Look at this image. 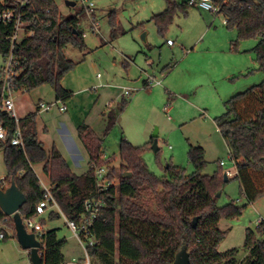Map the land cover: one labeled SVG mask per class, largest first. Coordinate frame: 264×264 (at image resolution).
Listing matches in <instances>:
<instances>
[{
	"label": "trees",
	"instance_id": "16d2710c",
	"mask_svg": "<svg viewBox=\"0 0 264 264\" xmlns=\"http://www.w3.org/2000/svg\"><path fill=\"white\" fill-rule=\"evenodd\" d=\"M5 1L8 3L4 6L11 7L12 0ZM189 1L166 0V8L152 17L160 32L167 30L179 12H187L192 6ZM215 3L219 7L216 14L224 16L227 28L237 30V43L249 38L256 40L253 50L259 68L264 72V0H215ZM82 10L85 12L83 7ZM24 19L30 23L26 34L13 48L15 68L19 72L13 79V90L15 93L30 92L50 84L57 101H69L74 92L66 89L62 80L79 61L69 59L65 49L68 46L86 49L80 19L64 16L55 0H31L25 8ZM110 24L115 38L117 20L114 13ZM13 30L11 23L0 22V53L5 59L11 51ZM1 91L0 80V122L8 129L7 140L0 142L7 169L0 188L6 189L13 180L16 182L27 198L20 209L24 219L38 216L37 206L44 198L35 171L39 164L68 219L80 221L85 212V201L92 197L102 198L105 205L92 227L96 242L88 247L90 264H172L184 245L190 253V264H264V221L259 227L261 235L247 228L242 256L238 247L219 250L231 230V227L223 229L221 221L237 219L249 203L264 196V187L258 188L255 181L259 173L264 175V80L229 98L225 102L226 111L216 118L230 155L236 161L235 177L248 200L245 205L231 200L223 206L218 204V193L223 191L229 179H224L222 171L204 173L207 164L204 147L190 144L188 159L194 166L190 174L171 162L162 165L159 148L156 154L163 175H157L144 158L154 138L143 145H134L124 138L120 145L118 171L111 165L113 158H104L103 138L83 122L77 130L88 154L89 169L78 174L56 146L48 151L39 140L37 112L16 121L3 109ZM246 103L251 112L243 114L240 108ZM109 119L114 123L116 113L111 111ZM18 127L24 146L11 144ZM102 166L108 167L110 179L118 181L105 190L98 188L94 174L96 168ZM123 172H131V176L123 178ZM46 213L47 218L39 220L43 227L48 220L63 217L55 209ZM194 218H197L196 224ZM0 224L4 238L7 228L16 235L13 217L6 216L1 207ZM58 230L57 227L43 228L46 247L40 251L44 264L66 262L63 250L67 240L59 237ZM84 260L79 259V264Z\"/></svg>",
	"mask_w": 264,
	"mask_h": 264
},
{
	"label": "rangeland",
	"instance_id": "374dc122",
	"mask_svg": "<svg viewBox=\"0 0 264 264\" xmlns=\"http://www.w3.org/2000/svg\"><path fill=\"white\" fill-rule=\"evenodd\" d=\"M55 1L64 16L80 19V28L86 33V49L73 46L65 49L66 56L79 63L62 83L78 93L71 101L65 102L69 106L67 112L60 113L55 105L49 113H59L68 120L77 115L81 121L101 129L106 158H113L111 165L118 171L122 140L125 138L135 145H143L156 131L162 165L171 162L192 173L194 166L188 159L192 144L205 149L207 164L204 173L235 170L229 146L216 118L226 111L225 102L229 98L264 80V72L259 68L253 50L255 39L237 43V30L227 28L222 14L193 5L187 12H179L162 33L152 17L166 8V0H95L97 31L93 30L81 3L69 6L65 0ZM112 13L117 20L115 38L111 34ZM144 33L146 42L142 38ZM168 39L174 41L173 46L168 44ZM4 64L5 58L0 53V70ZM149 75L156 76L161 83L145 87L144 80ZM123 88H131V95L123 96ZM40 98L55 102L50 84H43L30 92L15 93L13 100L18 117L35 109ZM240 110L243 114L251 112L248 103ZM111 111L117 115L114 123L109 119ZM46 115L42 114V117ZM55 122L50 124L51 138L55 134ZM46 139L49 149L51 142L48 137ZM79 151L83 160L74 169L81 174L89 169V159L82 145ZM144 158L153 172L163 175L152 146ZM222 160L226 161L223 167L220 165ZM35 171L39 178L50 184L42 165H36ZM6 174L1 149L0 177ZM235 176L228 177L218 199L220 206L231 200L238 205L248 204ZM255 181L258 188L264 187L263 174L259 173ZM42 217L47 218V213L38 216L37 220ZM259 218L264 221V196L249 203L237 219L221 221L223 229L231 227V230L219 250L238 247L242 256L247 228L261 235ZM52 227L59 228V237L67 240L63 250L66 262L85 259V252L64 217L48 220L45 228ZM1 232L4 233L0 224ZM6 233V238L0 235V264H32L29 250L22 248L14 232L7 228Z\"/></svg>",
	"mask_w": 264,
	"mask_h": 264
},
{
	"label": "built area",
	"instance_id": "2783aa9c",
	"mask_svg": "<svg viewBox=\"0 0 264 264\" xmlns=\"http://www.w3.org/2000/svg\"><path fill=\"white\" fill-rule=\"evenodd\" d=\"M31 0H12L11 7H5V3H8L5 0H0V22L3 23H11L14 27L12 36H11V42L12 47L11 51L8 54L7 58L5 59V64L2 66L0 70V80L2 85V106L3 109H5L12 117L16 119V121L19 120L15 104H14V94L15 91L12 88V82L14 77L19 75V72L16 70L15 66L17 62L14 59L13 56V48L16 44V42L21 38L22 34H26L27 27L29 26V21L24 19L25 16V8L29 5ZM76 3H81L82 7L84 8L85 12L89 15V18L92 23L93 30L97 31L98 21L95 16V0H76ZM189 3L193 6L200 7L202 9L215 12L217 13L219 10V7L215 3V0H190ZM86 34V33H85ZM84 34V35H85ZM168 44H174V41L171 39H168ZM147 82L149 85L151 84H160L161 80L157 79L154 75H149L147 78ZM131 88H123V96H130L132 93ZM52 107L51 104L46 103H40V109L42 110H49ZM59 109L64 112L67 109V106L65 103L59 104ZM8 138V129L4 126L2 122H0V142H5ZM11 144L18 145V146H24V140L21 129L18 127L16 130L14 136L11 139ZM0 149H2L0 147ZM104 158H106V155L104 153ZM232 162L235 166V170L232 169H226V173L228 177H231L234 175L235 171L237 170L236 167V161L231 157ZM226 161L222 160L220 161V165L225 166ZM108 167L102 166L99 168H96L95 170V178L97 181V186L100 190H105L113 185H116L118 183L117 180H112L108 176ZM40 183L44 190V198L40 201V203L37 206V212L38 216L43 215L45 212L51 209H55L62 216L64 217L68 227L73 231L75 237L79 241L81 247L83 248L85 252V260L84 263L81 264H90V258L88 253V247L95 244L96 240L94 236H92V227L94 226L95 220L98 218L100 211L102 207L105 205V201L102 198L98 197H92L88 198L85 201V212L81 218L80 221L76 220H70L68 219L61 207L59 206L58 202L56 201L55 197L52 194L51 191V185L46 184L41 178ZM4 178H0V183H3ZM33 218H23V223L26 227V229L30 232H34L37 239L41 242V247L39 249L42 250L46 247L43 239V226L39 220H37V217ZM263 221L262 218L258 219V222L261 224ZM1 237H4V233H1ZM41 253V251H40ZM71 264H79L78 260L73 259L72 262H69ZM62 264H68V262L62 263Z\"/></svg>",
	"mask_w": 264,
	"mask_h": 264
},
{
	"label": "crops",
	"instance_id": "0c3cea01",
	"mask_svg": "<svg viewBox=\"0 0 264 264\" xmlns=\"http://www.w3.org/2000/svg\"><path fill=\"white\" fill-rule=\"evenodd\" d=\"M169 45L173 46L174 44H169ZM62 85L66 89L73 91L74 95H75V93H78V92H75L74 90L70 89V87L64 85L63 83H62ZM144 86L145 87L149 86L147 79L144 80ZM20 92H26V91H20ZM53 92H54V90H53ZM54 97H55V92H54ZM69 101H71V99ZM40 103L51 104L52 107L55 105H58V109H59L60 101H57L56 98H55V102L54 101H45L44 99L40 98V99H38V101L35 105L36 106L35 109L29 111L28 113H24L21 117L19 116V118H23V117L27 116L28 114H30L31 112H37V130H38L39 140L43 143L44 147L48 151L51 150L53 148V146H56L60 150V152L63 154V156L68 160V162L71 165L72 170L75 172L74 168L79 167L81 165V160H83V156L81 155V153L79 151L80 145L83 146V144H82V142L78 136V130L77 129L80 126V124H82L83 122H85V123H87V122L81 121L79 118H77V115H72V119H73V121H72V119L68 120V119L64 118V116H59V113L58 114L57 113H55V114L49 113L52 110V107L49 110H42V109H40ZM66 106H67L66 111L62 112L59 109V112L60 113L67 112L69 110V106L68 105H66ZM42 114H47V115L44 118V117H42ZM39 116H41V118ZM104 120L106 121V118H104ZM54 121H56L54 124L55 134L51 138L50 137L51 135L49 136V133H50L49 128H50V124H53ZM87 124L90 125L93 129H95V131L102 137L101 129H97V127L94 126L90 122ZM47 137H48V139H50V142H51L49 149H47L46 143H45L47 140L46 139ZM236 174H237V170L235 171L234 175H236ZM1 178H4V177H1ZM1 228H3L2 225H1Z\"/></svg>",
	"mask_w": 264,
	"mask_h": 264
},
{
	"label": "water",
	"instance_id": "95a60500",
	"mask_svg": "<svg viewBox=\"0 0 264 264\" xmlns=\"http://www.w3.org/2000/svg\"><path fill=\"white\" fill-rule=\"evenodd\" d=\"M69 6H75L76 2L71 0H65ZM143 40L146 42V33L142 35ZM158 131L153 134L152 149L157 152L159 147L157 144ZM131 172H123L121 177H130ZM224 179L228 180V175L224 173ZM219 195L221 192L218 193ZM27 198L25 194L19 189L16 182L13 180L10 186L6 189L0 188V207L2 208L6 216H12L15 224V231L17 239L22 248L29 250L32 264H44L41 253L39 251L41 242L37 239L34 232H30L26 229L23 223V217L20 213V209L26 202ZM197 218H194L193 223L196 224ZM71 264V263H68ZM172 264H190V253L187 245H184L177 253L175 261Z\"/></svg>",
	"mask_w": 264,
	"mask_h": 264
}]
</instances>
